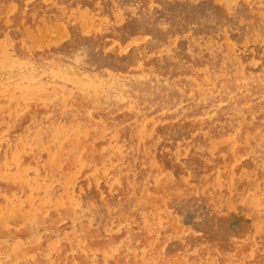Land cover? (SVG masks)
I'll return each instance as SVG.
<instances>
[{"label":"rangeland","instance_id":"1","mask_svg":"<svg viewBox=\"0 0 264 264\" xmlns=\"http://www.w3.org/2000/svg\"><path fill=\"white\" fill-rule=\"evenodd\" d=\"M0 264H264V0H0Z\"/></svg>","mask_w":264,"mask_h":264},{"label":"bare ground","instance_id":"2","mask_svg":"<svg viewBox=\"0 0 264 264\" xmlns=\"http://www.w3.org/2000/svg\"><path fill=\"white\" fill-rule=\"evenodd\" d=\"M62 128H63V127H62ZM54 130H55V129H54ZM42 131H43V130H42ZM137 140H138V139H137ZM40 143H41V142H40ZM129 162H130V161H129ZM129 162H128V163H129ZM21 205H22V204H21ZM193 206H194V205H193ZM2 209H3V208H2ZM207 214H208V213H207ZM8 215H9V214H8Z\"/></svg>","mask_w":264,"mask_h":264}]
</instances>
